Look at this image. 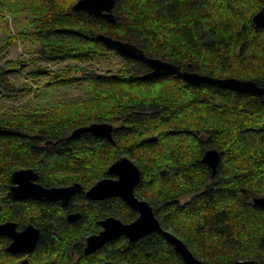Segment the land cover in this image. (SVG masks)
Returning a JSON list of instances; mask_svg holds the SVG:
<instances>
[{"label":"trees","instance_id":"16d2710c","mask_svg":"<svg viewBox=\"0 0 264 264\" xmlns=\"http://www.w3.org/2000/svg\"><path fill=\"white\" fill-rule=\"evenodd\" d=\"M78 1L0 0V61L18 46V56H35L2 63L0 102L38 101L0 106V224L41 232L26 255L8 251L12 241L0 235V264H186L159 233L136 242L120 236L85 254L102 221L139 216L122 198L87 196L122 158L141 172L136 197L197 259L264 264V206L255 203L264 198V95L150 77L147 64L99 39L134 44L182 71L264 88V28L253 22L264 0H116V24L75 10ZM109 57L120 59L117 72L106 73ZM92 124L111 125L112 138L73 135ZM210 150L220 155L214 176L204 161ZM25 169L45 187L83 190L66 207L13 197Z\"/></svg>","mask_w":264,"mask_h":264},{"label":"water","instance_id":"95a60500","mask_svg":"<svg viewBox=\"0 0 264 264\" xmlns=\"http://www.w3.org/2000/svg\"><path fill=\"white\" fill-rule=\"evenodd\" d=\"M115 6L116 0H79L75 5V10L87 12L92 16L100 17L116 24L114 18ZM258 18L264 20V8L253 18L254 24L260 27L257 23ZM99 39L121 55L138 59L147 64L152 70V73L149 74L150 77L177 76L196 85L209 83L240 93L264 95V88L253 80L221 79L196 72L182 71L179 66L171 62L146 56L134 44L105 35H100ZM82 133H92L111 139L113 128L109 124H92L76 130L73 135L77 136ZM219 160L220 155L216 150H210L205 154L204 161L211 166L213 176L217 172ZM109 172L113 177L97 182L87 191L88 198L91 200H104L113 197L122 198L133 210L139 213V217L131 223H124L115 217H109L102 221V231L86 239L85 254H92L98 251L120 236H126L130 241L136 242L150 233H159L174 246L176 252L182 256L186 264H205L193 255L183 240L162 228L148 202L136 197L135 189L141 181V172L133 161L128 158H122L111 167ZM14 183L15 186L11 188V196L19 199L61 202L62 207H66L70 200L83 190V186L79 183L65 187H45L38 182V175L31 169L19 171L16 174ZM255 203L264 206V198H256ZM77 219L78 216H69L71 222ZM40 234V229L34 226H28L24 230L19 231L17 224L14 222L0 224V235L8 236L12 239V243L8 248V251L12 253L33 252L39 241ZM234 264L259 263L257 261H237Z\"/></svg>","mask_w":264,"mask_h":264},{"label":"rangeland","instance_id":"374dc122","mask_svg":"<svg viewBox=\"0 0 264 264\" xmlns=\"http://www.w3.org/2000/svg\"><path fill=\"white\" fill-rule=\"evenodd\" d=\"M24 50H25V48L23 47L22 48V46H18L17 48L15 47L14 49H12V51L9 53V54H7L6 56H3L2 57V61H0V66H3L2 65V63H5L7 60H11L10 62H15V61H24L26 58H31V57H35V56H18V55H20V54H24ZM106 63H107V66H105L106 67V73L109 71V70H111L112 72H117L118 71V68H119V66H120V59H118V58H115V57H109L108 59H106V60H104ZM16 63V62H15ZM25 64V63H24ZM23 64V65H24ZM13 66L14 65H17V63L16 64H12ZM99 65V64H98ZM100 66V65H99ZM25 68H23V71H24V73H26V71H28L29 70V68L25 65L24 66ZM92 67H94V68H97V65H94V66H92ZM101 67V69H103L102 68V66H100ZM8 69H10V67L8 68ZM7 69V70H8ZM9 71V80L10 81H17V78L15 77V74L13 75V72H14V70L13 69H10V70H8ZM21 77V76H20ZM20 77H18V79L20 80L21 78ZM24 78V77H23ZM22 78V79H23ZM17 83V82H16ZM20 102L18 103V104H13L14 102H15V100L14 99H9V101L7 102V103H5V102H3V103H5V104H13V107H22L23 106V104L25 103V102H28L29 100H32L35 104H38V101L37 100H35V98L33 97V96H29V95H27L26 97H20ZM2 102H0V106H1V104H2ZM262 206V205H261Z\"/></svg>","mask_w":264,"mask_h":264},{"label":"snow or ice","instance_id":"6c2138e0","mask_svg":"<svg viewBox=\"0 0 264 264\" xmlns=\"http://www.w3.org/2000/svg\"><path fill=\"white\" fill-rule=\"evenodd\" d=\"M257 23L260 25V27L264 28V20L258 18Z\"/></svg>","mask_w":264,"mask_h":264},{"label":"flooded vegetation","instance_id":"af4514ba","mask_svg":"<svg viewBox=\"0 0 264 264\" xmlns=\"http://www.w3.org/2000/svg\"><path fill=\"white\" fill-rule=\"evenodd\" d=\"M39 182V181H38ZM40 183V182H39ZM41 184V183H40ZM44 186V185H43ZM49 202H51V201H49ZM55 202V201H54ZM56 203H60V202H56ZM61 204V203H60ZM17 228H18V226H17ZM25 228H23V229H18L19 231H21V230H24ZM11 241H12V239H11ZM20 254H25V253H20Z\"/></svg>","mask_w":264,"mask_h":264},{"label":"bare ground","instance_id":"6f19581e","mask_svg":"<svg viewBox=\"0 0 264 264\" xmlns=\"http://www.w3.org/2000/svg\"><path fill=\"white\" fill-rule=\"evenodd\" d=\"M25 134V133H24ZM29 135V134H28ZM28 139V138H27ZM93 167V166H92ZM69 175V174H68ZM71 176V175H70ZM73 178V177H72ZM26 202V201H25Z\"/></svg>","mask_w":264,"mask_h":264}]
</instances>
